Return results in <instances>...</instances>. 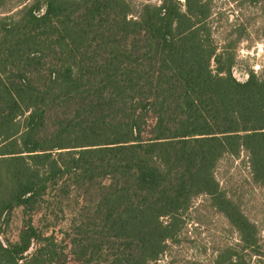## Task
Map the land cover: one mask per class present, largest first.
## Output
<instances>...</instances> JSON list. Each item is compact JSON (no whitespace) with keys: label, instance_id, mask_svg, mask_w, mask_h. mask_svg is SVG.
Segmentation results:
<instances>
[{"label":"trees","instance_id":"1","mask_svg":"<svg viewBox=\"0 0 264 264\" xmlns=\"http://www.w3.org/2000/svg\"><path fill=\"white\" fill-rule=\"evenodd\" d=\"M12 1L0 0V264H171L200 196L254 247L215 171L246 153L264 186V65L236 78L213 0Z\"/></svg>","mask_w":264,"mask_h":264},{"label":"rangeland","instance_id":"2","mask_svg":"<svg viewBox=\"0 0 264 264\" xmlns=\"http://www.w3.org/2000/svg\"><path fill=\"white\" fill-rule=\"evenodd\" d=\"M20 7L16 0L8 5V9ZM6 10H2L0 16ZM213 10L215 39L220 47L233 42L231 49L236 52L233 73L244 81L251 70L260 71L264 65V2L213 0ZM215 173L222 189L255 223L258 243L254 247H245L240 233L228 218L212 206L209 197L200 196L185 212L184 228L175 241L169 242L164 259L171 264H230L233 255V262L264 264V186L251 181L248 156L241 153L223 157ZM22 213L21 207L14 211L5 231L6 238L18 239ZM64 225L59 222L54 229L59 231Z\"/></svg>","mask_w":264,"mask_h":264}]
</instances>
